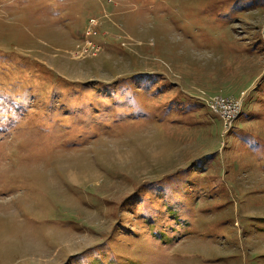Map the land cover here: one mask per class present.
<instances>
[{
	"label": "rangeland",
	"instance_id": "1",
	"mask_svg": "<svg viewBox=\"0 0 264 264\" xmlns=\"http://www.w3.org/2000/svg\"><path fill=\"white\" fill-rule=\"evenodd\" d=\"M215 1L0 0V264H264V7Z\"/></svg>",
	"mask_w": 264,
	"mask_h": 264
},
{
	"label": "built area",
	"instance_id": "2",
	"mask_svg": "<svg viewBox=\"0 0 264 264\" xmlns=\"http://www.w3.org/2000/svg\"><path fill=\"white\" fill-rule=\"evenodd\" d=\"M206 102L220 113L223 127L226 131L232 125L233 120L239 116L242 110L243 99L242 97L234 98V96L216 93L209 95L206 98Z\"/></svg>",
	"mask_w": 264,
	"mask_h": 264
},
{
	"label": "trees",
	"instance_id": "3",
	"mask_svg": "<svg viewBox=\"0 0 264 264\" xmlns=\"http://www.w3.org/2000/svg\"><path fill=\"white\" fill-rule=\"evenodd\" d=\"M219 3V6H213L214 8L217 7H222L221 5H229V12L227 13L230 14V17L232 16L233 13H241L244 10H250L254 8H259V7H264V0H217L215 3ZM215 5V4H214ZM252 47V46H247V48ZM255 47L253 46L252 49ZM259 76V75H258ZM264 77V75L261 77V79ZM245 82H248L249 80L246 79L244 76ZM260 79V80H261ZM256 85V84H255Z\"/></svg>",
	"mask_w": 264,
	"mask_h": 264
}]
</instances>
